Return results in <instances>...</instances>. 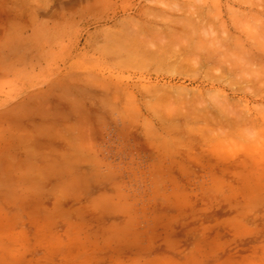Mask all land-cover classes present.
Listing matches in <instances>:
<instances>
[{"label": "rangeland", "instance_id": "rangeland-1", "mask_svg": "<svg viewBox=\"0 0 264 264\" xmlns=\"http://www.w3.org/2000/svg\"><path fill=\"white\" fill-rule=\"evenodd\" d=\"M0 264H264V0H0Z\"/></svg>", "mask_w": 264, "mask_h": 264}, {"label": "crops", "instance_id": "crops-1", "mask_svg": "<svg viewBox=\"0 0 264 264\" xmlns=\"http://www.w3.org/2000/svg\"><path fill=\"white\" fill-rule=\"evenodd\" d=\"M5 32V31H4ZM6 92H3V94H5Z\"/></svg>", "mask_w": 264, "mask_h": 264}, {"label": "bare ground", "instance_id": "bare-ground-1", "mask_svg": "<svg viewBox=\"0 0 264 264\" xmlns=\"http://www.w3.org/2000/svg\"><path fill=\"white\" fill-rule=\"evenodd\" d=\"M241 120V119H240ZM235 121H236V118H235Z\"/></svg>", "mask_w": 264, "mask_h": 264}]
</instances>
